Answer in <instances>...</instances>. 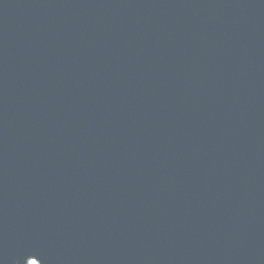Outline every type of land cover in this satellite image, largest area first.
I'll use <instances>...</instances> for the list:
<instances>
[{
    "label": "water",
    "instance_id": "water-1",
    "mask_svg": "<svg viewBox=\"0 0 264 264\" xmlns=\"http://www.w3.org/2000/svg\"><path fill=\"white\" fill-rule=\"evenodd\" d=\"M0 264H264V0H0Z\"/></svg>",
    "mask_w": 264,
    "mask_h": 264
}]
</instances>
